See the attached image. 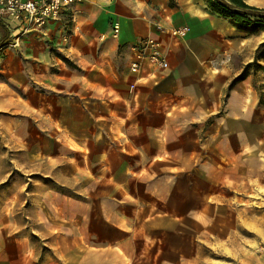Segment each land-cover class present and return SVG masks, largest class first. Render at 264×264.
<instances>
[{
    "label": "crops",
    "instance_id": "obj_1",
    "mask_svg": "<svg viewBox=\"0 0 264 264\" xmlns=\"http://www.w3.org/2000/svg\"><path fill=\"white\" fill-rule=\"evenodd\" d=\"M114 23L118 25L117 33L113 32ZM0 24V39L7 35L6 42L0 45L3 134L4 114L10 108L25 107L19 97V92L25 91V83L20 57L7 51L11 31L1 20ZM179 26L189 28L184 37L168 33L169 28ZM236 31L229 19L211 11L204 0H82L44 30H32L38 36L39 47L34 55L39 64L33 82V108L40 114L42 109L56 111L49 113L50 122L55 124L76 123V108L88 118L93 117L92 124L98 128L95 138L92 134L81 142L69 135L66 139L88 147L87 155L96 148V171L102 174L97 188L102 190L111 188L115 193L126 188L132 174L151 173L158 163L164 166L161 171L184 174L182 180L191 171L201 173L193 180L196 186L198 181H204L202 174L210 173L213 181L214 173L218 186L215 194L210 195L215 197V203L225 206L224 216L218 219L224 220L225 226H216L214 231L215 251L229 256L225 264H264V148H259L261 140L250 131L251 124L264 128V116L259 118L258 101L253 98L247 79L223 86L218 69L227 42ZM43 33L45 38H41ZM147 37L160 41L168 68L154 74H149V67L144 68L136 87L129 89L135 80L128 72L130 46ZM44 45L63 50L65 60L55 57L63 65L57 68L62 70L45 71L41 65V60H45L41 51ZM224 87L226 95L222 102L218 94ZM94 106L96 114L91 111ZM222 108L224 112L220 114ZM203 159L209 161V171ZM118 174L123 178L118 179ZM105 176L107 179L103 180ZM5 186L0 180V190ZM177 188L180 190L179 184ZM95 199L92 204L100 209L93 211L101 221H107L105 206L121 201L103 192ZM7 201V197L0 196V264H11L13 255L3 250L4 239L1 241L14 236L3 230L7 225L3 223L7 222ZM15 201L18 203L19 198ZM111 213L118 218L121 215L117 210ZM39 223L48 231L54 224L44 216ZM62 230L59 236L69 238L70 244L59 251L50 247L37 253L27 243L25 233L19 235L21 238L15 237L20 244L18 264L112 262L109 244L91 250L82 238L74 241L71 224ZM121 231L125 230H120L123 235ZM116 249L122 252L121 246ZM118 261L115 264H122Z\"/></svg>",
    "mask_w": 264,
    "mask_h": 264
},
{
    "label": "rangeland",
    "instance_id": "obj_2",
    "mask_svg": "<svg viewBox=\"0 0 264 264\" xmlns=\"http://www.w3.org/2000/svg\"><path fill=\"white\" fill-rule=\"evenodd\" d=\"M244 2L264 8V0ZM234 27L237 31L227 42L218 68L221 71L220 83L228 86L247 79L250 92L258 101L260 118L264 116V28L242 30ZM32 30L10 33L7 41L9 55L14 54L21 59L25 83L24 93L19 92L25 107L10 108L8 114H4L1 128L5 133H0V180L6 185V189L0 190L3 191L0 196L9 199L4 206L7 222L3 223L7 225L3 230L14 234L1 238V241L4 239L3 250L13 254L10 256L11 264L19 263L17 253L20 244L15 237L25 233L27 243L37 253L51 248L59 251L70 244L69 238L59 236L62 228L70 224L74 241L82 238L91 250L104 243L109 244L112 262L107 264L119 263L118 260L122 264H225L229 256L223 251H215L214 244L216 226H225L224 220H218L224 216L225 206L215 203V197L210 195L212 192L215 194L217 185L214 173L213 181L210 173L202 174L204 181L202 184L198 181L196 186L193 180L201 173L191 171L182 180L184 174L161 171L164 166L158 163L151 173L132 174L127 187L115 193L111 188H97L102 174L96 171V148L87 155L85 148L88 147L72 144L68 137L66 139L69 135L81 142L92 134L95 138L98 128L92 124L93 117L88 118L80 108H76L73 110L76 123L55 124L50 122L49 113L56 111L42 109L40 114L33 108L36 100L33 82L39 64L34 55L38 54L39 47L38 36ZM45 37L43 33L41 38ZM41 51L45 56V60H41L45 71L52 68L62 70L57 68L58 65L63 66L61 61L56 59H66L61 48L44 45ZM225 95L224 87L218 94L220 101H225ZM91 111L96 114V106ZM223 112L222 108L219 113ZM256 113L257 108L254 107V115ZM250 131L261 140L259 148H264V128L260 124H251ZM202 161H207L205 166L209 171V161ZM116 176L123 178L122 174ZM106 179L105 176L103 180ZM102 192L121 198L119 204L105 206L107 221L96 219L97 212L93 211L100 209L92 201ZM200 192L203 193L201 201L198 198ZM16 198H19L18 203L13 202ZM195 200L198 202L193 203ZM111 209L117 210L120 217L111 213ZM43 216L54 222L49 231L39 223ZM120 230H125L121 231L123 235ZM118 240L121 242L117 243ZM117 245L121 246L122 252L116 249Z\"/></svg>",
    "mask_w": 264,
    "mask_h": 264
},
{
    "label": "built area",
    "instance_id": "obj_3",
    "mask_svg": "<svg viewBox=\"0 0 264 264\" xmlns=\"http://www.w3.org/2000/svg\"><path fill=\"white\" fill-rule=\"evenodd\" d=\"M82 0H0V20L13 34L27 32L31 29L44 30L51 22L58 20L61 15L74 4ZM187 26L169 28L168 33L174 37H184L188 32ZM113 32H118V25L113 24ZM128 72L135 77L129 89L136 87V82L146 67L154 71L168 68L167 60L162 52L159 40L147 37L130 46Z\"/></svg>",
    "mask_w": 264,
    "mask_h": 264
},
{
    "label": "trees",
    "instance_id": "obj_4",
    "mask_svg": "<svg viewBox=\"0 0 264 264\" xmlns=\"http://www.w3.org/2000/svg\"><path fill=\"white\" fill-rule=\"evenodd\" d=\"M204 2L211 11L229 19L238 29L264 28V8L251 6L244 0H204ZM0 27L3 28L1 24ZM6 40L7 35L4 34L0 39V45Z\"/></svg>",
    "mask_w": 264,
    "mask_h": 264
}]
</instances>
